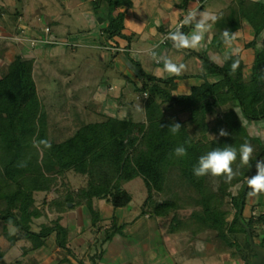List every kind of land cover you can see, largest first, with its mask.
I'll use <instances>...</instances> for the list:
<instances>
[{"label": "trees", "instance_id": "16d2710c", "mask_svg": "<svg viewBox=\"0 0 264 264\" xmlns=\"http://www.w3.org/2000/svg\"><path fill=\"white\" fill-rule=\"evenodd\" d=\"M123 16L122 11L112 19L110 31L120 32ZM243 18H247L256 36L259 35L264 29V3L259 0L255 3L253 0H233L215 18L218 32L214 37V47H220L225 42V31L231 37ZM189 25H184L181 30ZM255 43L253 40L247 47H256ZM255 51L254 71L248 81L244 79L245 62L239 53L228 51L221 64L204 56L207 73L220 78L216 81L205 78L201 85L187 93L176 92L174 76L162 78L141 72L144 81L139 90L147 92L143 102L144 120H136L129 115L118 117L100 113L103 118L83 124L71 137L49 143L55 163L35 161L22 170L25 173H21L22 176L14 173L10 160L5 167L0 164V241L7 243L6 247L0 246V257L20 241H30L31 244L22 247L23 255H28L45 245L53 232L60 246L70 248L59 219L56 218L53 224L43 223L39 230L31 226L33 219L44 212L35 205V193L46 191L47 195L57 184L64 182L70 170L85 178L78 189L65 190L47 200L58 212L67 211L70 208L67 202H72L73 206H87L91 215L98 214L92 205L93 198L110 200L115 208L127 206L133 197L125 184L141 177L147 190L141 211H149L163 219L164 223H168V231L177 232L180 223L190 222L194 229L191 237H199L200 233L212 230L214 240L218 244L227 243V246L235 244V241H230L227 232L246 233L248 226L254 236L255 220L243 218L242 221L240 208L250 189L247 179L256 173V161L264 160V137L253 135L245 124V120L264 118V47ZM25 66L21 59L16 58L8 66L0 67V120L5 118L9 124L19 109L25 91ZM242 89L249 90L246 102L242 101ZM175 105L187 110L186 119L167 113ZM210 115L213 117L209 118ZM174 122L181 125L176 134H172L168 127ZM221 128L229 135L219 136ZM246 142L253 147L250 167L240 162L239 148ZM181 145L187 149L184 157H178L173 152ZM226 145L237 149L236 160L231 165L235 173L233 179L226 180L223 175H194L193 167L197 166L201 155ZM3 153L18 157V150L10 145ZM7 160L8 157L3 162ZM236 184L240 185L233 193L231 187ZM228 196L235 208L230 219L224 208ZM61 198L65 206L57 203ZM263 215H258L260 220ZM115 220L113 216L114 223L105 229L104 239L111 237L109 230L119 228ZM10 226L15 230L11 231ZM200 236L203 237V234ZM27 263L23 258L11 262ZM93 264H96L95 260Z\"/></svg>", "mask_w": 264, "mask_h": 264}, {"label": "crops", "instance_id": "0c3cea01", "mask_svg": "<svg viewBox=\"0 0 264 264\" xmlns=\"http://www.w3.org/2000/svg\"><path fill=\"white\" fill-rule=\"evenodd\" d=\"M19 1L10 0V3L18 4ZM37 1L22 0L21 7L16 9L18 14L15 15L13 12L14 18L17 16L20 19L16 30L8 25L6 18H4L6 23L1 24L0 21V67L8 66L16 58L22 60L23 66L27 64L26 62L31 63L37 58H44L48 49L40 41L37 31L44 32L53 41L61 39L64 40L63 43L72 45L73 54L76 51L74 45L86 46L88 49L86 52L89 54H82L83 61L93 67L107 69L104 73L107 74L108 79L103 82L102 88L100 87L101 79L92 76L90 77L92 83H90L84 78V82L74 87L75 89L68 87L72 84V80H68L65 82L66 94L72 96L74 90H80L81 86L82 89L86 88L87 93L94 94L93 101L107 103L106 106L102 104L99 110V113L107 115L131 116L130 109L120 98L130 90L128 86L133 82L135 89L139 91V103L131 111L138 116L137 109H141L142 102L145 100L142 98L143 93L139 90L144 81L141 72L162 78L174 76L177 83L176 92L187 93L201 85L205 78L211 81L220 78L207 73L204 56L210 54L211 60L221 64L225 54L232 51L239 53L244 60L243 74L244 79L248 81L254 71L255 50L258 47L259 49L264 47V29L256 36L255 29L247 18L242 19L240 27L231 36L234 37L233 39L227 43L224 42L220 47H214V37L218 29L213 17L220 15L233 0H118L119 2L115 0H40L42 6L48 7L43 14L37 9ZM260 1L264 3V0ZM3 5L1 1L0 6L3 9L0 11V16L7 14ZM51 7L54 8L51 9ZM122 11L124 12L123 27L120 32L114 33L110 31V24L112 19ZM189 12L196 14L195 19L185 30H181L182 32L191 33L195 23L201 19L211 27L205 34L203 47L195 50L177 49L169 38V34L175 30L180 21L188 17ZM46 26H49L48 32L44 31ZM32 40L37 41L33 43ZM253 40L257 43L256 47H247V44ZM93 52L97 55L92 56ZM50 53L65 57L66 50L53 48ZM68 60L70 59L66 58V65ZM167 61L182 64L184 66L182 72L179 75L169 73L165 67ZM108 70L111 73H108ZM83 72H88V69ZM92 84L94 88H91ZM97 85L100 87V92L97 90ZM246 95L245 100L249 97V90ZM256 121L260 123V128L263 127L262 137H264V124H261L264 118ZM250 128V132L258 136V128L252 127L253 131ZM142 198L137 202L133 197L130 204L117 208L110 200L93 198L94 209H97L103 217L115 216L118 230L127 226L131 233L133 229L142 232V236L138 238L122 236L123 238H116V240L114 237L103 239V244L113 243V249L108 254L106 250V254L102 252V256L98 255L96 264H214V255H223L224 264H248L247 259L251 260L256 255L254 248H249L246 244L247 232L239 231L230 234L232 239L230 241H235V244L230 246H227V243L218 244L211 237L203 240L200 237L184 236L178 231L165 233L160 217L151 215L149 211H141ZM244 200L241 220L243 221V218L255 220L253 239L257 245L264 248V215L261 220L259 216L252 215V211L256 209L264 213V193L255 195L252 194L251 189H248ZM68 206L70 208L65 212L55 211L54 218L60 219V223L62 221L63 228H65L64 224L66 225L65 230L70 232V236L71 234L75 236V238H69L68 234L67 240L71 246L86 247L84 239L79 234L87 229L85 218L87 214L90 215V211L85 205L73 206V203H69ZM232 216H229V219ZM69 220H72L71 224ZM110 225V222L103 223L99 230L104 233ZM104 249L107 247L102 246V250ZM204 249H207L209 253L206 255L199 253ZM81 261H83L82 264L89 262L84 258ZM77 263L75 261L74 264Z\"/></svg>", "mask_w": 264, "mask_h": 264}, {"label": "rangeland", "instance_id": "374dc122", "mask_svg": "<svg viewBox=\"0 0 264 264\" xmlns=\"http://www.w3.org/2000/svg\"><path fill=\"white\" fill-rule=\"evenodd\" d=\"M1 1L2 3H4L3 7L4 9H6L5 11H7L6 16L5 13L4 15L0 16L1 24H4L8 21V25L16 30L17 26L20 23V19L17 16L14 18L13 14H18V10L16 11V9H18V7H21L20 5L22 3V0H20L18 4H11L10 0H0V2ZM52 8L54 7H51V9ZM2 9V6H0V11ZM37 9L43 14L45 10H48V7L42 6L40 0H38ZM4 18H6V22ZM37 32V35L40 36L41 40L43 39L42 42L44 43V46L48 49L47 54L44 58H37L31 63L26 62L28 65L26 64L25 66L24 74L25 91L21 98L19 109L10 124L8 123V121H5V118H2L3 120H0V164L2 167H5L4 165L7 164L10 160L9 164L13 168L14 173L20 176L25 174L22 172V170L25 167H30L31 164H34L35 161H39L40 163L56 162L55 155L53 154L49 146L50 142L63 141L71 137L83 124L103 118V116L99 113V110L101 108V105L104 103L97 100L93 101L94 94L87 93L88 90L84 87L82 89V86L80 90H74L72 92V96L67 95V87L65 86V82H67L68 80H72V84H69L68 87H72V89H75L78 85L84 82V78L86 82L92 83L90 77L95 76L96 79L102 80V82L100 83L101 85H99L103 88V82L108 79L107 74L104 73V71H106L107 69L102 70V68L93 67L83 61L84 58L82 54H89L86 52V50H88L86 46L74 45L76 51L74 52L75 54H73V52L71 51L73 46L68 45V43H63L62 41L64 40L60 39V41L55 40L53 42H48L46 41V38H48V36H46L44 32ZM68 41L70 42V40ZM255 45H257V43H255ZM53 48H65V57L51 55L50 50ZM262 48L263 47H261L260 49ZM94 52L91 53L92 56L97 55ZM74 55L76 56L73 57ZM207 56L210 58V54H207ZM66 58L70 59L68 60L67 65L65 64ZM85 68L88 69V72H83V70H86ZM107 72L111 73V71L109 70ZM94 87L95 86H93L92 84L91 88ZM100 87H98L97 85L98 92L101 91L99 89ZM128 88H130V90L127 91V93H124L120 99L123 100L126 103L127 108L130 109L132 118L144 120V105H141V109H137L138 116H136V114L131 111L133 110V107L137 106L139 103V91L135 89L133 82L128 86ZM247 91L248 89L241 90V96L242 98L244 97L242 101L246 99ZM84 93L85 95H83ZM247 100H245V102ZM104 105L106 106L107 103H105ZM167 113H174L181 119H186L188 115L187 110H185L180 105H175V107L172 110H168ZM212 117L213 116L210 115L209 118ZM245 124L247 125L248 129L251 127V131H253L252 127H257L258 136H263V127H261V129L259 127L260 123H258L256 120H245ZM261 124H264V121H262ZM211 135L214 136V133H211ZM9 145L10 147H13L14 150H18L17 158L15 157V155L7 156L8 152L7 154L3 153L7 151ZM6 157H8V160L3 162V159L5 158L6 160ZM65 178L66 179L63 183L57 184L52 190L47 192V195L46 191H37L35 193V205L44 210V212L33 219L31 226L34 230H39L43 223L53 224L56 221V218H54V212L56 211V208H52L53 205H51V203H48L47 200L50 201L58 194H62L65 190H67L68 192V190H70L71 188H73L74 190L78 189L82 185V181H84L83 179L85 178V176L70 170L67 172ZM239 185L240 184H236L231 187L233 193L237 192ZM125 187L130 191V193H132L137 202H139L142 197V200L144 201L147 195V190L141 177H136L130 180L126 183ZM154 198L157 199V194L154 195ZM225 201L226 205L224 208L227 209L229 216H232V214L235 212V208L230 203V197H226ZM57 203L65 206L62 198L58 199ZM69 203L72 202H67V206ZM85 220L87 229L79 235L84 239L83 242H85V244L87 245L86 247L71 246L68 243V246L70 248L66 249L57 243L55 233L53 232L46 239L45 245L34 249L28 255H23L22 247L31 244L30 241H20V243L8 250L4 254V256L0 257V264H11V262L17 258H23L28 262L27 264H74L75 261L78 262L77 264H82L83 261H81V259L84 258L85 260H89V262L86 264H93L94 260L96 262V259L99 258L98 255L102 256V252L105 253V251L108 250V254L112 251L113 243L103 244L105 232L102 233L99 229L101 228V225L103 223L105 224L106 222H110L112 224L114 222L112 221V218H110V216L103 217L99 212L98 214L93 215H91V213L90 215L87 214ZM159 220L162 223V228L165 233L170 232L168 231V223H164L163 219L161 218ZM69 221L71 224L72 220ZM191 225L192 223L186 221L182 224L180 223L179 226H177L180 227L179 229L177 228L179 230V234L181 233L184 236L191 237L190 233L194 230L192 229L193 226ZM64 227V230L67 229L65 224ZM247 229L249 230L250 228L246 226V232L248 231ZM10 230L14 231L15 229L14 227L10 226ZM109 231L110 234H112L111 237L115 238L114 240H116V238H123L122 236L136 238L142 236L141 230L133 229L131 233L129 232L127 226L119 230H114V228H112ZM155 231L156 230H154V232ZM65 232L68 238L70 236V232H68L67 230H65ZM128 233H130L131 235H129ZM213 233L214 231L207 230L203 233H200L199 237L203 240H206V238L208 237L214 239ZM201 234H203L204 238L200 236ZM230 234L232 235V233L227 232L229 239L231 237ZM69 238H75V236L71 234ZM247 240L246 244L249 246V248H252L250 239L248 238ZM0 246L6 247L7 243L1 240ZM102 246L107 247V249L102 250ZM257 246L260 247V245ZM207 251V249H204L199 253H203L204 255H206L209 253ZM223 258V255H214V264H224L225 260H223Z\"/></svg>", "mask_w": 264, "mask_h": 264}, {"label": "clouds", "instance_id": "9594fccd", "mask_svg": "<svg viewBox=\"0 0 264 264\" xmlns=\"http://www.w3.org/2000/svg\"><path fill=\"white\" fill-rule=\"evenodd\" d=\"M253 2H258V0H253ZM195 13L189 12L188 17H186L181 24L175 27L174 31H171L169 38L173 41L174 46L177 49H199L203 47L205 41V34L210 29V25L207 24L203 19L197 21L194 25V30L191 33H184L181 28L184 25L190 24L195 19ZM215 19V17H213ZM225 42H229L230 39L234 37H229L227 31L224 32ZM166 70L175 75H179L184 66L182 64H176L172 61L166 62ZM172 134L179 132L181 125L179 122H174L168 126ZM219 136L229 135L224 129H220L218 132ZM174 155L178 157H184L187 155V149L181 145L177 146L174 150ZM253 147L249 143H243L239 148L240 162L242 165H249L250 159L252 157ZM237 149L230 145H226L223 148L217 147L208 151L206 154L201 155L198 158L197 166L193 167V173L197 177H201L207 174L214 176H225L226 180H231L234 178L235 173L231 165L236 160ZM256 173L247 179V185L251 189L252 194L258 195L264 193V161L257 160Z\"/></svg>", "mask_w": 264, "mask_h": 264}, {"label": "water", "instance_id": "95a60500", "mask_svg": "<svg viewBox=\"0 0 264 264\" xmlns=\"http://www.w3.org/2000/svg\"><path fill=\"white\" fill-rule=\"evenodd\" d=\"M242 205H243V203L241 204V208H242ZM241 208H240V212H241ZM247 232H248L247 233L248 234V238L250 239V243H251V245L254 248L255 253H256V255L254 256L253 259H251V260L247 259L248 264H264V248L263 247L260 248V247L257 246L255 241L253 240L252 231H250V229Z\"/></svg>", "mask_w": 264, "mask_h": 264}, {"label": "built area", "instance_id": "2783aa9c", "mask_svg": "<svg viewBox=\"0 0 264 264\" xmlns=\"http://www.w3.org/2000/svg\"><path fill=\"white\" fill-rule=\"evenodd\" d=\"M183 20H184V19H183ZM183 20H182V21H183ZM182 21H180L179 24H181ZM44 31L48 32V31H49V26L44 27ZM36 41H37V40H32L33 43H35ZM40 41L42 42L43 39L40 40ZM46 41H48V42H53V40H51L49 37L46 38ZM146 97H147V92H144V93L142 94V98L145 99ZM259 214H261V213H260L257 209L252 211V215H254V216H258Z\"/></svg>", "mask_w": 264, "mask_h": 264}]
</instances>
